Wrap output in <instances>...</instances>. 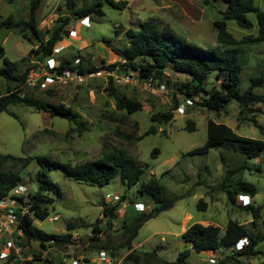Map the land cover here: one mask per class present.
<instances>
[{
	"label": "rangeland",
	"instance_id": "1",
	"mask_svg": "<svg viewBox=\"0 0 264 264\" xmlns=\"http://www.w3.org/2000/svg\"><path fill=\"white\" fill-rule=\"evenodd\" d=\"M91 1L81 0L77 5ZM115 1H124L123 8L117 9L103 2V16L90 18L88 25H82L79 19L71 18L65 27L67 33L62 34V39L54 45L53 53L48 58H53L56 64L62 59L73 63L79 59L84 66L117 62L119 58L112 47L126 44L124 31L129 27H137L148 18L159 25H167L188 40L204 45L219 44L216 42L213 21L219 18L218 11L224 7L222 0H209L208 5L202 0ZM28 2L29 0H0V18L11 14L15 18L26 19ZM254 5L264 11L263 0H254ZM68 13L64 0H40L35 17L42 37L47 38L58 25V18L65 17ZM247 17L253 22L249 29L239 27L233 20L226 21V29L235 39L257 33L255 14L249 12ZM0 45L4 48L5 56L17 62L19 72L26 68L29 70L27 80L21 87L22 94L70 107L78 121L83 122L87 128L78 133L72 129L74 125L64 118L50 116L47 112L35 111L22 104H10L6 112L0 113V153L22 157L48 155L54 161L74 164L100 157L105 143L132 155L144 169L140 181L157 179L166 197L174 199L172 207L159 212L138 230L132 241L137 253L155 251L161 260L173 261L177 253L186 248L180 237L182 229L204 220L203 224L217 225L221 232L228 219L243 223L252 232H264V149L257 157L246 159L249 168L237 172L230 179L232 183L241 179L256 187L257 193L247 203L260 206V217L257 219H253L240 206L229 203L222 186L225 166L220 156L225 157L228 167L235 168L244 159L239 153L220 146L211 148L202 155L186 154L205 142L207 119L225 123L239 135L264 141V103L252 105V111L245 107L244 112L240 113V107L231 102L218 115L201 107L200 97L188 98L180 94L175 85L188 77L169 69L162 81L152 82L151 86H147V81L138 79L136 73L130 75L129 70L114 71L118 75L130 76L123 84L115 82L113 78L110 82L109 77L113 76H109V71L106 70L105 73L94 74L81 81L54 78L42 85L48 72L45 67L48 58L31 51L35 45L23 38L18 30L2 28ZM239 47L242 63L238 88L242 92L247 87L249 78L258 75L264 67V40L246 42ZM110 83L119 96L139 102V109L131 113L116 109L115 100L107 91ZM214 83V75L210 74L203 87L209 90ZM14 85V82L0 76L1 94L13 89ZM161 85H164L163 88ZM263 90L264 81L256 91ZM173 106L176 107L168 122L156 124L151 121V114L171 110ZM241 114L246 118H254L261 129L249 121H239ZM187 120L194 123L193 131L184 129ZM155 124L156 133L144 135L137 140L139 135ZM154 148L158 153L152 157L150 153ZM5 166L8 167L9 163ZM37 168V163L32 161L20 171L21 183L27 187V191L22 194L25 201L28 194L36 188ZM48 173L59 185L60 194L55 197L52 206H49L48 216L43 220L33 219L32 226L46 233L59 234L65 232L67 225H70L69 231L74 233L72 242L66 245L48 243L46 248H42L37 241H26L16 224H12L7 230L0 232V256L2 252L9 255L13 253L14 264H23L24 260H32V264H44L41 260L44 258L61 260L63 264H71L73 260H77V264H95L93 261L101 249L106 248V256L113 260L109 258L111 264H129L124 257L131 249L117 247L121 222L124 218L139 214L140 211L133 206L134 202H142L149 209L152 207L147 197L138 193L139 183L127 187L116 176L108 184L99 187L65 177L57 168H51ZM114 194L120 197L124 195V198L115 203L112 200ZM199 200L205 202L204 210L197 208ZM114 203V216L104 217L101 212L102 204L109 208ZM17 205L13 203V206ZM148 208L144 207V210ZM19 212L23 213V209ZM54 216H57L55 220L50 219ZM98 219L100 232L98 240H93L91 227ZM108 221L111 222L110 226ZM6 241H9V245H6ZM257 249L261 253L256 256L238 258L240 264H256L260 261L264 256V241L257 245ZM227 254H231L230 249H220L217 253L215 251L210 255L214 256V261L209 262L208 253L190 251L186 260L188 264H215ZM34 258H40V261ZM2 260L0 258V263ZM238 262L227 264H239Z\"/></svg>",
	"mask_w": 264,
	"mask_h": 264
},
{
	"label": "trees",
	"instance_id": "2",
	"mask_svg": "<svg viewBox=\"0 0 264 264\" xmlns=\"http://www.w3.org/2000/svg\"><path fill=\"white\" fill-rule=\"evenodd\" d=\"M78 1L81 0H64V7L69 13L65 17L58 18V25L51 30L47 38L42 37L35 17L40 0H29L26 19L15 18L11 14L0 18V28L18 30L23 38L35 45V48L31 51L48 58L53 53L54 45L62 39V34L67 33L65 27L71 18L76 20L88 17V20H90L93 17H101L104 14L102 10L103 2L117 9H122L125 3L124 1L115 0H92L91 2H82L78 6ZM202 1L205 5L210 3L209 0ZM222 2L224 7L218 11L219 18L213 21L216 30V42L219 43L216 46L188 40L174 32L167 25H159L152 18H148L141 21L137 27H129L124 31L126 44L120 47H112L119 58L117 62L101 66H84L80 62L75 64L71 60L62 59L57 67L49 71L61 73L65 68L79 69L80 73L94 72L101 69L110 71L129 70L130 75L136 73L134 75L140 80L159 83L164 79L166 70L169 69L188 77L185 81L180 80L177 82L175 88L185 97H200L199 105L201 107L214 111L219 115L221 111H224L227 104L235 102L241 109L240 113L244 112L245 107L252 111V105L264 103V90L261 92L256 91L264 81V67L258 75L249 78L247 87L240 92L238 85L242 59L239 57L241 51L239 45L264 40V11L254 5V0H222ZM249 12L255 14L257 33L255 35L246 34L240 39H235L227 31L226 21L233 20L239 27L249 29L253 26V22L247 17ZM115 33H118L117 30H115ZM105 42L109 43V41ZM0 61V76L15 83L13 89H8L4 94L0 93V113L6 112L7 106L10 104H22L35 111H44L49 113L50 116L66 119L74 125L72 129L78 133L87 130L83 122L78 121L77 115L70 107L62 103H49L40 98L22 94L21 87L27 80L29 70L26 68L19 72L17 62L5 56L4 48L1 45ZM210 74L214 75L215 83L208 90L203 85L207 83ZM111 79L112 77H109L110 82ZM166 81L168 82V80ZM107 91L113 96L116 109L125 110L127 113L139 109V102L119 96L111 83ZM175 107L173 106L171 110L165 112L151 114V121L156 124L168 122L172 118V110ZM10 114L16 117L14 113L10 112ZM241 115L238 117L239 121H249L261 129L254 118H246ZM155 125H151L143 134L138 136L137 140L144 135L156 133L157 125ZM184 129L193 131L195 129L194 123L187 120ZM220 146H226V148L239 153L244 158L239 166L230 168L227 166L225 157L220 156L221 162L225 166L222 186L228 202L249 212L253 219L259 218L260 206L246 203L247 205H244V207L238 203L239 195L253 197L257 193L256 187L252 183L241 179L235 183H232L230 179L237 172L249 168L246 159L257 157L264 149V141L239 135L227 124L207 119L205 142L201 146L190 149L186 154L202 155L211 148ZM102 148L103 152L100 157L74 164L54 161L48 155L22 157L0 153V199L8 196L15 186L21 184V170L25 169L32 161H35L38 165L35 171L36 188L34 192L28 194L26 201L22 194L11 196L13 200L18 202L19 206L17 205L14 208L13 213L17 219L16 226L26 241H37L42 248H46L48 243L66 245L72 242V233L69 231L70 225H67L65 232L59 234L46 233L32 226L33 219L43 220L48 216L49 206H52L55 197L60 194L59 185L50 178L48 173L51 168H57L65 177L99 187L108 184L116 176L127 187L139 183L138 193L147 197L152 203V207L149 209L147 206V210L140 211L134 217L124 218L121 222L120 241L117 247L131 249L124 257V260L129 264H188L186 259L191 250L195 252L218 249L231 250V254H227L215 264L237 263L238 258H249L261 253L257 249V245L264 241V232H252L243 223L234 219L227 220L223 232L220 231L219 226L210 223L206 225L200 222L190 224L180 234L186 248L179 251L173 261L161 260L155 251L137 253L135 248L132 247V241L138 230L146 221L157 216L159 212L172 207L174 199L166 197L157 179L150 178L147 182L140 181L144 169L132 155L122 149L107 146L105 143ZM157 153L158 150L154 148L150 155L154 157ZM6 163H9L8 167L5 166ZM123 198L124 195L119 197V200ZM196 206L201 210L206 207L205 202L202 200H199ZM22 209L23 213L19 212ZM115 209V203L109 208L102 204L101 212L104 217L111 218L114 216ZM98 221L99 219L91 227L93 234L91 239L93 240H98V233L100 232ZM107 223L110 226L111 222L108 221ZM243 238L246 239V242L243 243L241 248L236 249V244ZM104 249H101V251L105 252ZM14 258L13 253H11L0 264H14ZM34 259L40 261V258ZM41 260L44 261V264H63L61 260L56 261L50 258ZM238 263L240 264V261ZM23 264H32V260H24ZM256 264H264V256Z\"/></svg>",
	"mask_w": 264,
	"mask_h": 264
},
{
	"label": "built area",
	"instance_id": "3",
	"mask_svg": "<svg viewBox=\"0 0 264 264\" xmlns=\"http://www.w3.org/2000/svg\"><path fill=\"white\" fill-rule=\"evenodd\" d=\"M80 20V24L82 25H88V17H84L79 19ZM72 34V32H71ZM46 71H48L46 73V75L44 76L43 79V84L45 85L46 82H51L54 80V78H63V79H68V80H74V81H81L82 79H84L85 77H91L94 76V74H99V73H105L106 70L101 69L99 71H94V72H88L85 74H82L80 72H77V69H70V68H65L61 71V73H55L54 71H49V70H53L55 67L58 66V64L55 63L53 58H48L46 59ZM75 64L79 63V59H77L75 62ZM109 72H107V74L109 76H113L112 78L115 80V82L123 84L126 83L129 79L130 76L128 75H118L116 72H114V70H108ZM112 72H114L116 75L114 76L112 74ZM147 81L146 84L147 86H151L152 81L150 80H144ZM164 85H161V87L163 88ZM27 191V187L24 184H18L17 186H15L9 193L8 196H6L3 199H0V232L7 230L12 224H16V216L13 213V207H17V206H13V203H17V201L12 199V195H19V194H23V192ZM120 195L118 194H114L112 196V200L115 201V203L119 200ZM245 197L243 195H239L238 196V203H240L241 205L246 204L248 201L244 200ZM8 200V203L6 202ZM133 206L135 208V210L138 211H143L144 207L147 208V206H144V204L142 202H134ZM57 218V216L51 217L50 219L55 220ZM246 242V239L243 238L241 239L237 244H236V249L241 248V246L243 245V243ZM6 245H9V241H6ZM9 254L7 253H3L0 256L1 259H5ZM109 258L111 259V257L109 256ZM108 258V256H106V253L104 251H100L99 255L96 257V260L93 261L95 264H111V261H113L111 259ZM97 262V263H96ZM71 264H77V260H73L71 262Z\"/></svg>",
	"mask_w": 264,
	"mask_h": 264
},
{
	"label": "crops",
	"instance_id": "4",
	"mask_svg": "<svg viewBox=\"0 0 264 264\" xmlns=\"http://www.w3.org/2000/svg\"><path fill=\"white\" fill-rule=\"evenodd\" d=\"M37 10V9H36ZM244 196V195H243ZM245 198H252V197H250V196H244ZM248 201V200H247ZM187 216V215H186ZM204 221H206V220H204ZM204 221H200V223H202L203 224V222ZM247 222V221H246ZM209 224V223H208ZM210 224H212V223H210ZM204 225H206V224H204ZM187 227H185V228H183L182 229V231H181V233L186 229ZM72 234H74V233H72ZM132 247H134L133 245H132ZM218 250H220V249H218ZM218 250H215L216 251V253H217V251ZM191 251H193V250H191ZM215 251H213V250H202V251H200V252H205V253H208V255H209V262H213L214 261V256H212V257H210V255L212 254V253H215ZM217 255V254H216ZM203 264H205V263H203Z\"/></svg>",
	"mask_w": 264,
	"mask_h": 264
},
{
	"label": "bare ground",
	"instance_id": "5",
	"mask_svg": "<svg viewBox=\"0 0 264 264\" xmlns=\"http://www.w3.org/2000/svg\"><path fill=\"white\" fill-rule=\"evenodd\" d=\"M244 200H246V201H247V200H249V198H245Z\"/></svg>",
	"mask_w": 264,
	"mask_h": 264
},
{
	"label": "water",
	"instance_id": "6",
	"mask_svg": "<svg viewBox=\"0 0 264 264\" xmlns=\"http://www.w3.org/2000/svg\"><path fill=\"white\" fill-rule=\"evenodd\" d=\"M245 109V108H244Z\"/></svg>",
	"mask_w": 264,
	"mask_h": 264
}]
</instances>
